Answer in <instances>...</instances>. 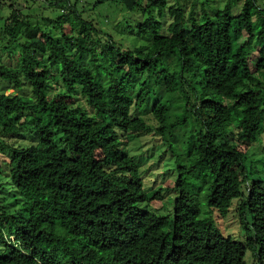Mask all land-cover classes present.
<instances>
[{"label":"trees","instance_id":"trees-1","mask_svg":"<svg viewBox=\"0 0 264 264\" xmlns=\"http://www.w3.org/2000/svg\"><path fill=\"white\" fill-rule=\"evenodd\" d=\"M18 1L0 0L9 8L2 51L13 62L0 64V79L18 91L27 84L30 95L0 92V174L14 196L0 204V264H264V156L249 154L264 131L257 0L236 15L240 0L201 6L200 20L179 2L118 0L146 15L130 27L142 44L130 46L101 37L76 10L75 22L70 12L54 22L53 36ZM152 8L167 9V33ZM189 121L198 131L188 163H173L170 186L146 189L149 168L130 154L129 134L164 136ZM166 194L161 214L152 205L166 208ZM233 209L241 239L216 224Z\"/></svg>","mask_w":264,"mask_h":264},{"label":"rangeland","instance_id":"rangeland-1","mask_svg":"<svg viewBox=\"0 0 264 264\" xmlns=\"http://www.w3.org/2000/svg\"><path fill=\"white\" fill-rule=\"evenodd\" d=\"M5 1L7 2V0ZM167 2L168 8L170 5L174 6L177 2H179L182 5L186 15L190 12L192 6H194V13L200 20L202 13L201 6H204L205 10L211 11L216 7L223 8L226 0H167ZM243 2L244 0H240L238 4L233 7V14H238ZM257 2L259 6L264 8V0H257ZM24 4L27 8L26 12L34 16L33 21L38 22L46 33H49L53 36L60 35L61 31V29L57 27L54 22L64 17L68 12L71 13L76 10L79 12L81 19L93 22V24L103 33L101 37H104L106 34H111L114 40L124 46H130L132 44L141 45L143 42L142 37L137 35L136 31H131L130 27L135 29L138 20H143L146 15L144 16L139 12L135 13L123 9L118 0H19L18 4L14 5V8L20 12H23L20 9H23ZM152 10L153 16L162 24L160 32L164 34L167 33L166 30L171 21V17L168 14L167 9L163 11L162 16L158 14V8H152ZM8 13L9 8H6V6L0 4V15L3 19ZM69 19V21L75 22L76 19L73 16V13L69 15ZM69 24L70 23L67 22L63 25L65 28H67ZM103 40L104 38H101L99 42L95 40V51L97 54L103 49ZM3 46L4 42L0 41V64H12L13 62L8 59L7 54L2 51ZM88 57L89 55H86V63H88ZM59 90L60 89L57 87L54 90V93L58 92ZM2 91L5 94H15L20 92L24 95H30V88L27 84L24 83L22 88L18 91L10 83L8 84L7 81L0 79V92ZM147 124L153 129L156 125V122L152 117H149L147 119ZM197 131L198 126L192 124L189 121L186 125L176 128L174 131L169 129L166 130L164 136H157L153 130L148 131L147 134L137 136L136 138H134L132 134H129L127 147L130 150V154L134 157L135 161L139 163L142 171H145L147 168H149L143 174V178L148 177L144 178L146 189H156L160 185H171V181L175 177V172L172 170V165L177 161L182 164L188 163L189 157L186 153V147L190 140L193 141L195 139ZM260 140L261 141L259 143L257 142L254 144V146L251 148V152L249 153L252 156V161H255L256 158L261 155L264 156V131L260 136ZM24 141L25 140L21 138H17V142L19 144H24ZM165 150L168 151L161 159L159 155L163 154ZM7 158L8 153L2 152L0 148V165L3 163L2 159L6 160ZM251 165V163H247V168H251ZM2 176L3 175L0 174V204L9 202L14 198L12 194L13 189L8 185V181ZM152 177L153 179L157 178L153 183ZM203 178L204 177L200 175L198 182H195L197 191L201 186V181ZM191 185L192 181H189L186 189H189ZM171 196V194H166L164 196L163 202L166 204V208H160L156 204L152 205V207L154 209L157 208V212H160L161 214L168 212V209L171 206ZM203 210H205V208H203ZM215 220L216 224L224 232V235H231L236 239H241V237H243L235 209L231 210L230 214H228L225 218H221L217 215ZM242 239L244 240V238ZM248 262L252 263L250 257H248Z\"/></svg>","mask_w":264,"mask_h":264}]
</instances>
